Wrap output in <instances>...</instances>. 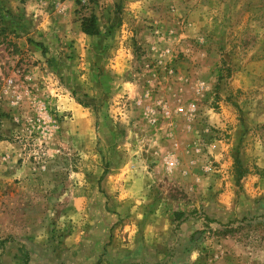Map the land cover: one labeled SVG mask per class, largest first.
I'll return each mask as SVG.
<instances>
[{"label":"rangeland","instance_id":"obj_1","mask_svg":"<svg viewBox=\"0 0 264 264\" xmlns=\"http://www.w3.org/2000/svg\"><path fill=\"white\" fill-rule=\"evenodd\" d=\"M0 264H264V0H0Z\"/></svg>","mask_w":264,"mask_h":264},{"label":"trees","instance_id":"obj_2","mask_svg":"<svg viewBox=\"0 0 264 264\" xmlns=\"http://www.w3.org/2000/svg\"><path fill=\"white\" fill-rule=\"evenodd\" d=\"M83 30L89 34L95 35L98 34V29L96 26H93L92 28H89L85 22H83Z\"/></svg>","mask_w":264,"mask_h":264},{"label":"built area","instance_id":"obj_3","mask_svg":"<svg viewBox=\"0 0 264 264\" xmlns=\"http://www.w3.org/2000/svg\"><path fill=\"white\" fill-rule=\"evenodd\" d=\"M183 110H184V108L181 107V108H180V111L182 112ZM176 164H177V163H176V160H174V159H170V160L168 161V166L171 167V168L174 167V166H176Z\"/></svg>","mask_w":264,"mask_h":264},{"label":"crops","instance_id":"obj_4","mask_svg":"<svg viewBox=\"0 0 264 264\" xmlns=\"http://www.w3.org/2000/svg\"><path fill=\"white\" fill-rule=\"evenodd\" d=\"M108 79H110V77L108 76Z\"/></svg>","mask_w":264,"mask_h":264}]
</instances>
